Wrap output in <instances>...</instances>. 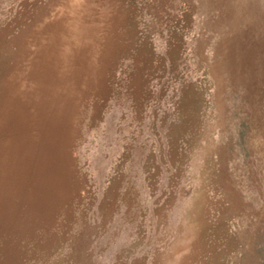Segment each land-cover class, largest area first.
Returning <instances> with one entry per match:
<instances>
[{
	"label": "rangeland",
	"instance_id": "374dc122",
	"mask_svg": "<svg viewBox=\"0 0 264 264\" xmlns=\"http://www.w3.org/2000/svg\"><path fill=\"white\" fill-rule=\"evenodd\" d=\"M0 111V264H264V0H0Z\"/></svg>",
	"mask_w": 264,
	"mask_h": 264
},
{
	"label": "bare ground",
	"instance_id": "6f19581e",
	"mask_svg": "<svg viewBox=\"0 0 264 264\" xmlns=\"http://www.w3.org/2000/svg\"><path fill=\"white\" fill-rule=\"evenodd\" d=\"M3 108V107H2ZM1 112V111H0ZM19 112V111H18ZM34 115V114H33ZM59 115H61V114H59ZM7 120V119H6ZM6 135V134H5ZM60 137V136H59ZM43 141V140H42ZM56 144V143H55ZM17 147V146H16ZM18 150V149H17ZM19 153V152H18ZM1 155V154H0ZM12 155V154H11ZM40 155V154H39ZM13 157V156H12ZM39 159V158H38ZM17 166H19L18 164H17ZM19 168V167H18ZM20 179V178H19ZM17 183V182H16ZM3 191V190H2ZM12 194V193H11ZM3 196H4V194H3ZM2 198V197H1ZM20 200H22V198L20 199ZM24 200V199H23ZM13 201V200H12ZM18 202V201H17ZM22 202V201H21ZM3 203V202H2ZM7 203V202H6ZM13 203V202H12ZM19 204V203H18ZM18 204H16V206L18 205ZM8 205V204H7ZM13 205V204H12ZM7 208H10V207H7ZM18 208V207H17ZM10 210V209H9ZM12 210V209H11ZM17 210H19V209H17ZM8 211V210H7ZM6 213V212H5ZM15 213V212H14ZM16 213H18V212H16ZM12 214V213H11Z\"/></svg>",
	"mask_w": 264,
	"mask_h": 264
}]
</instances>
